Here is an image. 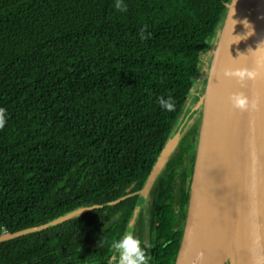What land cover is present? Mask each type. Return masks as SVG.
<instances>
[{
	"label": "trees",
	"instance_id": "1",
	"mask_svg": "<svg viewBox=\"0 0 264 264\" xmlns=\"http://www.w3.org/2000/svg\"><path fill=\"white\" fill-rule=\"evenodd\" d=\"M121 2L0 0V236L84 209L0 241V264L108 262L231 0Z\"/></svg>",
	"mask_w": 264,
	"mask_h": 264
},
{
	"label": "water",
	"instance_id": "2",
	"mask_svg": "<svg viewBox=\"0 0 264 264\" xmlns=\"http://www.w3.org/2000/svg\"><path fill=\"white\" fill-rule=\"evenodd\" d=\"M241 71L243 80L235 75ZM248 72L254 73L252 78ZM236 93L248 97V109L233 106L231 97ZM195 94L185 114L203 108V120L188 218L175 264H264V0L228 4L206 89ZM187 125L183 120L173 128L146 189ZM83 210L4 233L0 241L50 227Z\"/></svg>",
	"mask_w": 264,
	"mask_h": 264
},
{
	"label": "flooded vegetation",
	"instance_id": "3",
	"mask_svg": "<svg viewBox=\"0 0 264 264\" xmlns=\"http://www.w3.org/2000/svg\"><path fill=\"white\" fill-rule=\"evenodd\" d=\"M193 95L196 94L193 93ZM199 111L200 114L181 115L178 123L188 120L184 134L179 138L177 145L157 176H155L151 186L145 188L154 168L146 178L143 186L134 193L137 196V204L128 220L126 231H132L133 235L141 241V247L145 250L146 258L150 257L148 264L158 263L156 257L158 254L164 256V249L169 248V252H165L163 262L172 261L171 256L176 246L179 252L190 207L197 149L203 120V108H200ZM195 148L196 156L193 157ZM165 227L168 237L161 236L159 231L160 228ZM106 240L107 236L104 239V246H107ZM169 245L173 246V250ZM108 252L109 254L106 257L109 260L106 264H117L119 253L115 252L113 247L112 251L109 250Z\"/></svg>",
	"mask_w": 264,
	"mask_h": 264
},
{
	"label": "clouds",
	"instance_id": "4",
	"mask_svg": "<svg viewBox=\"0 0 264 264\" xmlns=\"http://www.w3.org/2000/svg\"><path fill=\"white\" fill-rule=\"evenodd\" d=\"M115 7L121 11L126 10L121 0H116ZM141 39H144L143 33H141ZM235 75L243 80L245 72L241 71L235 73ZM253 75L254 73L252 72L247 73L248 78H252ZM231 102L235 108L240 110H246L250 106L248 97L243 93L233 94ZM158 103L167 111L173 110L174 106L170 100L159 98ZM251 106L255 107V104L253 103ZM2 123L3 121L0 120V126H2ZM112 247L115 252L119 253L117 264H148V259H150V257L146 258L145 250L141 247V241L133 235L132 231H125L124 235L119 240L115 241Z\"/></svg>",
	"mask_w": 264,
	"mask_h": 264
},
{
	"label": "rangeland",
	"instance_id": "5",
	"mask_svg": "<svg viewBox=\"0 0 264 264\" xmlns=\"http://www.w3.org/2000/svg\"><path fill=\"white\" fill-rule=\"evenodd\" d=\"M210 53H211V51L208 49L202 55V59H201V62H200V69L201 70H200V72H199V74L197 76V79H196L197 80V85H196V88H195L196 92L194 91L193 93H198V92H204L205 91V88H206L205 86H206V82H207V78H208V76L206 78V70H207V68H209L208 67V63L210 61V59H209V54ZM205 80H206V82H205ZM193 93H192V95H193ZM188 104H189V101L185 105L182 114H185V111H186V108L188 107ZM194 104H195V102L192 103V105H194ZM194 114H200V111L198 112L197 109H196ZM228 264H230V263L228 262Z\"/></svg>",
	"mask_w": 264,
	"mask_h": 264
}]
</instances>
